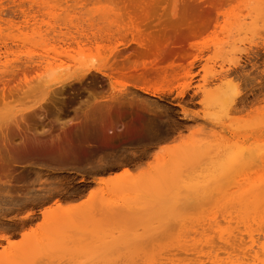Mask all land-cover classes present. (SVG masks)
<instances>
[{
  "label": "rangeland",
  "instance_id": "374dc122",
  "mask_svg": "<svg viewBox=\"0 0 264 264\" xmlns=\"http://www.w3.org/2000/svg\"><path fill=\"white\" fill-rule=\"evenodd\" d=\"M133 24L156 39L177 40L187 50L185 58H167L157 68L162 76L139 81L142 64L151 59L138 57L141 47L125 35ZM78 29L113 34L116 55L86 46L81 54L63 55L71 63L68 73H42L35 58L45 53L44 47H52L60 30L74 33ZM105 56L131 64L133 71L125 70V75L137 77L113 75L110 80L93 69L88 71ZM0 62L4 65L0 63L1 165L7 162L9 144L32 137L37 126V131L51 128L46 139H65L55 122L42 126L33 121L28 127L22 123L41 105L50 108L47 101L58 95L68 102L64 119L94 101L123 93L152 103V115L157 114L162 127L177 126L163 140L138 141L128 134L113 141L110 150L138 155L137 165L104 173L48 169L28 162L14 166L12 182L17 186L12 192L25 193L32 186L36 192L50 189L55 194L37 204H0V264L249 263L248 152L255 133L264 127V0H0ZM175 66L179 67L171 70ZM164 70L172 71L171 76ZM85 72L86 84H64L65 79ZM139 87L160 91L150 95ZM209 87L215 89H211L215 96L207 92ZM159 107L162 111L156 110ZM140 109L134 104L114 112V127L146 116ZM128 167L131 176L101 183ZM38 171L43 175L33 181ZM83 185L86 189L80 197H66ZM58 200L64 205L86 203L85 211L70 220H50L43 213ZM230 238L244 244L233 239V246L229 241L239 256L227 246ZM222 244L227 246L224 251ZM237 256L244 260L238 263Z\"/></svg>",
  "mask_w": 264,
  "mask_h": 264
},
{
  "label": "bare ground",
  "instance_id": "6f19581e",
  "mask_svg": "<svg viewBox=\"0 0 264 264\" xmlns=\"http://www.w3.org/2000/svg\"><path fill=\"white\" fill-rule=\"evenodd\" d=\"M202 12L203 11H201V13ZM205 12H203V13H205ZM125 35H131L133 41L141 47V51H139V53L137 54L138 57L140 56V58L142 57V58L151 59L147 63L144 62L142 64L143 65L142 68L140 67L142 69L141 73L139 74L140 76L137 75L138 76L137 77L135 75L138 80L140 79L139 81L146 80L151 75H153L155 78L162 76L163 71L160 72L157 70V68L159 69L158 66L163 60H165L167 58H171V57H176V59L182 60L185 58V56L187 54V50H186L185 46L181 43H178L177 40L174 41L167 36H165L164 38L160 37V38L156 39L154 36H150L149 34L144 33L138 25L133 24V25L129 26L128 28H126L125 29ZM113 36L114 35L113 34L111 35L110 33L109 34L106 33V36H105L103 34H100L99 32L97 33L96 31L90 33L87 31V29H83V30L78 29L74 33L72 31H69V30H67L66 32H63L60 30L58 35L55 36L57 40H55L54 43L51 44L52 47L50 49H47L46 47H44V49H46L45 53L43 52L44 54H42V56L39 54L40 58H35V59H39L38 63H39V65H41V70H44V71H42V73L43 72L47 73V74L56 73L55 75H57L58 72L62 73V72L66 71L65 73H68L67 71L70 68V66H68V65H70L71 63L66 62V60H64L65 58H63V55L69 56L70 53L73 51H78L81 54L85 50H87V49H85L86 46H92V45L98 49V52L101 49H103V51L107 49V51H109L110 53L115 51L114 52V54H115L116 49L118 48V43L116 44V43L112 42ZM116 38L119 39L118 37H116ZM116 41H118V40H116ZM120 41L121 40H119V44H121V42H122V41L121 42ZM48 45H50V44H46L45 46H48ZM90 49H92V48H90ZM102 53L103 52L101 51V54ZM114 54L112 56L110 55L111 58L116 55V54L115 55ZM7 58H6V60H7ZM1 60H3V59H1ZM101 60L103 62L91 65V67L88 68V71L90 69H93L96 73H100L103 76L108 77L110 80L112 79L113 75H118L120 77L125 76L127 78L128 77H135V76H133L134 74L129 75V76L125 75V73H127V72H125V70L129 71L132 68H134V67L131 68V66H132L131 64L129 66L128 64H125V63L120 64V63H116L115 61H112V60L110 61L108 59V56H105ZM1 65H3V64L1 63ZM135 66H137V65H135ZM177 67H179V66H175L174 69L172 68L171 70L175 71V68H177ZM137 68H139V67L137 66ZM165 69H168V68H165ZM191 69H192V67H191ZM140 70H139V72H140ZM132 71H133V69H132ZM164 71L168 72L166 70H164ZM188 71H191V70H188ZM139 72H135V73L138 74ZM170 72H172V71L168 72L169 76H171ZM86 74H87V72H85L84 74H82L79 77H73V78L69 77V78L64 80V84H66L65 81H67L68 86L72 82H75V83L79 82L80 85H81V82H83L82 84H86L87 82L84 83V80H85L84 77L86 76ZM164 76H166V75H164ZM1 77H3V76H0V78ZM146 77H148V78H146ZM58 78L60 79L61 77H58ZM86 78H87V76H86ZM183 78H182V80H183ZM88 79H89V77H88ZM173 80H175V79H173ZM227 81L229 82L230 80H227ZM228 82H227V85H229ZM75 83H73L72 86ZM190 85L191 84H189L188 87ZM75 86H78V85L76 84ZM61 87H62V85H61ZM64 87H66V86H64ZM139 88L143 89V91L147 92L150 95H155L160 91V89H158V88H156V89L151 88L152 90L149 89L150 87L149 88L139 87ZM229 88H231V87H229ZM211 89L213 90V88H211ZM211 89L209 87L207 92H211L212 91ZM231 89H233V85H232ZM61 92H60V94H61ZM211 93L215 96V93H213V92H211ZM55 94H56V92H55ZM184 94H185V91H183L181 95H184ZM219 94H221V96H224V99L226 98L225 95H222L223 93H219ZM56 95H55V97H56ZM61 95H63V94H61ZM228 95H226V96H228ZM127 96H125V94L123 95V93L119 96L116 95L115 97H113V96L107 97L106 96L101 101L100 100H98V102L94 101L92 104L88 105L85 108H82V109L79 108V109H77V111L75 110V112H73L76 116L75 119H74V117H75L74 115H72L73 118L70 117L69 119H67V118L64 119L65 118L64 115L66 112L65 110H66V106L68 105V102L65 98H57V97H62V96L58 95L56 98H52L49 101H47V105L50 106V108H52V109H50L49 107L43 108L45 106L41 105L39 107V111L34 110L29 115L27 114L28 115L27 117H23L22 123H24V125H26V127H28L30 125V123L33 121H35V122L38 121V123H36V124H40L42 126H47L48 124H51L54 122L57 125L60 124L59 126L61 127V130L63 131V135L65 136V139L64 140L46 139V137L49 136V134H50V129H51L50 128L51 125H50L49 126L50 129H47V127H48L47 126L46 128L45 127L42 128L43 131L42 130L37 131L38 130L37 129L38 126H37L35 128L36 133L32 137H29L27 139H21L19 141H15V142H12L10 144L8 142H5V147L8 146V144H9V148L7 149V152L9 154H8L7 162H5L7 164V166L6 167L3 166L5 163H3L2 165L0 164V170H4V171L0 172V204H6V203L12 204L13 203L15 205H20L24 202H30L33 204H37V203H41V202H45V201L49 200V198H51L55 194V192L51 191L50 189L47 191L44 190L43 192L39 193V192H36L32 186L27 187V185H26L27 189H26L25 193H19V191L17 189L16 190L18 192H16V193L12 192L13 191L12 189L16 188V186H17V183H16L17 181L15 182L16 184H14L12 182V181H14V179L16 177H15V175H12L11 171H12V168L16 165H19L20 162H28V164L31 166H37V167L48 168V169L71 168V169H75V170L76 169L85 170V172L86 171L87 172H103V171H106L109 169L110 170L117 169V167H120V166L122 167V165L123 166L127 165V164L128 165H130V164L131 165L132 164L137 165L136 163H137V158L139 157L138 155H137V158L135 157L136 155L133 157H128L127 155H124L123 153L118 152L117 150L116 151L110 150L112 147L111 144L117 138L119 139L123 135L133 134L135 136V138H133V140L134 139H137L138 141H142L144 139H145V141L147 139L159 140L161 138L165 139V137H167V136L169 137V135L172 132H176L174 130H177V126L172 125L169 127V125L167 124L168 126L162 127V125L164 126V124H162L163 122L158 121V118H156L157 114L152 115L155 109L154 108L150 109L151 108L150 106L152 103L149 104L148 100H140L139 98H137V99L136 98H129ZM226 100H227V98H226ZM134 104H137L138 106L141 107L140 110H141L142 116L144 114L145 115L147 114V115L144 117H141L137 121L135 119H132L130 125H124L123 127L115 128L114 123H113V118H112L113 113L119 112V110H121L123 108H132ZM157 109L160 110V107L156 108V110ZM160 111H162V109ZM157 113H158V115H160L158 111H157ZM158 117L160 118V116H158ZM107 121L109 122V124H107ZM135 121L137 123H135ZM166 123H168V122L165 121V124ZM172 124H173V122H172ZM16 126H17V131L22 132L21 125L17 124ZM171 135H173V133ZM255 135L256 136L254 137L253 142L251 143L250 148H249V152H248V163H249V167H250V169H249L250 175H249L248 189L246 192H247V198H248L247 204L249 207V215L247 217L248 220H247L246 224H247V234H248L247 238H249L248 239L249 240L248 241L249 249L247 248L248 253L246 252V254L249 257V260H250L249 263L250 264H264V127L261 130H259V132L257 134L255 133ZM161 140H163V139H161ZM114 148H116V147H114ZM129 167H128V169H124L122 174L121 173L119 175L117 174V175H115L109 179H101V183H107L108 181H116V180L122 179V177L126 178V177L131 176L132 174L130 172L131 170ZM35 175H36V179L33 181H38L41 179L43 173L38 171L35 173ZM29 176H30V174L28 173L25 176L26 179ZM17 180H18V178H17ZM29 181H30V179H29ZM29 181H28V183H29ZM33 184H35V183L33 182ZM31 185H32V180H31ZM18 186H19V184H18ZM19 188L21 189L22 187L20 186ZM23 188H25V187L23 186ZM85 189H86V185L75 187L72 190V192H70L69 195H67L66 197H68V196H70L71 198L77 197V196L83 194ZM20 192H21V190H20ZM63 198H65V197H63ZM63 203H65V202H62V200L61 201L58 200L55 204L56 205L55 207H51L50 209L44 211L43 214H45V217H47L50 220H59V219L65 220V219L72 218L73 216L75 217V214L84 213L83 211H85V209H83V208L86 206V203L69 204V203H72V202H69L68 205H64ZM15 207H17V206H15ZM218 226H220V225H218ZM225 238L226 237H224V239ZM235 238H233V239H235ZM237 238H240V237H237ZM230 239H228V240L226 239L228 242L227 246H228V244L230 245L231 241H234L233 239H231V240ZM241 240H243V239H240V241ZM236 241L237 240L235 239L234 242H236ZM10 243H12V242L10 241ZM238 243H239V241H237L236 244H238ZM248 243H245V244H248ZM232 244H233V246L235 245V243H232ZM224 245L225 244H222L223 247H224ZM239 245L244 246L243 243L242 244L239 243ZM227 246L224 248L221 246H218V247H221V249H223V251H224V249H226ZM228 247H230V246H228ZM239 247H241V246H239ZM233 248H231L232 252H233ZM217 249H218L217 251L220 250V248H217ZM247 249L245 248L244 250H247ZM235 250L237 251V249H235ZM213 252L214 251H211V253H213ZM232 252L230 250V256L235 254V251L233 252L234 254ZM238 253L239 252L237 251L236 255ZM207 254L209 256L211 255L208 252H207ZM216 256H218V255H216ZM238 256H239V254H238ZM238 256H237V259H239V260H237V262L240 261V259H242L240 261V262H242L244 260L243 257L240 256L242 258H238ZM244 256H246V255H244ZM218 257H217V261H218ZM217 261H215V262H217ZM218 262H220V261H218ZM240 262H238V263H240ZM243 263H245V260L243 261ZM243 263H241V264H243Z\"/></svg>",
  "mask_w": 264,
  "mask_h": 264
}]
</instances>
